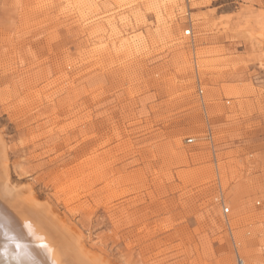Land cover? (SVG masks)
I'll return each mask as SVG.
<instances>
[{"label":"rangeland","instance_id":"1","mask_svg":"<svg viewBox=\"0 0 264 264\" xmlns=\"http://www.w3.org/2000/svg\"><path fill=\"white\" fill-rule=\"evenodd\" d=\"M0 140L112 264H264V0H0Z\"/></svg>","mask_w":264,"mask_h":264},{"label":"bare ground","instance_id":"2","mask_svg":"<svg viewBox=\"0 0 264 264\" xmlns=\"http://www.w3.org/2000/svg\"><path fill=\"white\" fill-rule=\"evenodd\" d=\"M5 156L0 140V264H112L32 189L13 185Z\"/></svg>","mask_w":264,"mask_h":264},{"label":"built area","instance_id":"3","mask_svg":"<svg viewBox=\"0 0 264 264\" xmlns=\"http://www.w3.org/2000/svg\"><path fill=\"white\" fill-rule=\"evenodd\" d=\"M185 32H186V34H190L191 31H190V30H187V31H185ZM193 141H194V137H189V138H188V142H193ZM228 211H229V208H226V209H225V212L228 213ZM242 262H243V261L240 260V263H241V264H242Z\"/></svg>","mask_w":264,"mask_h":264}]
</instances>
